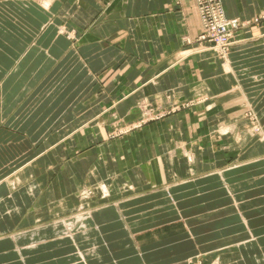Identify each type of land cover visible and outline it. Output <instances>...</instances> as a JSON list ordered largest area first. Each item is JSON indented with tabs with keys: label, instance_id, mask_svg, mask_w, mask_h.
Instances as JSON below:
<instances>
[{
	"label": "crops",
	"instance_id": "0c3cea01",
	"mask_svg": "<svg viewBox=\"0 0 264 264\" xmlns=\"http://www.w3.org/2000/svg\"><path fill=\"white\" fill-rule=\"evenodd\" d=\"M222 3L225 59L195 0H0V264H264V0Z\"/></svg>",
	"mask_w": 264,
	"mask_h": 264
},
{
	"label": "built area",
	"instance_id": "2783aa9c",
	"mask_svg": "<svg viewBox=\"0 0 264 264\" xmlns=\"http://www.w3.org/2000/svg\"><path fill=\"white\" fill-rule=\"evenodd\" d=\"M195 3L202 23L197 42L202 49H212L220 58L225 59L235 43V32L246 24L236 17H227L222 0H195ZM259 20L264 21V13L254 21ZM249 116L255 122L251 113ZM256 130H259L258 126Z\"/></svg>",
	"mask_w": 264,
	"mask_h": 264
},
{
	"label": "rangeland",
	"instance_id": "374dc122",
	"mask_svg": "<svg viewBox=\"0 0 264 264\" xmlns=\"http://www.w3.org/2000/svg\"><path fill=\"white\" fill-rule=\"evenodd\" d=\"M157 118H159L158 116L157 117H153L152 119H157ZM148 121V118H146V119H142L141 121H140V123H139V125L140 124H142V123H144V122H147ZM138 125V126H139ZM259 130L261 131V129L259 128ZM84 195V197H86L87 195H89V197L90 196H92V194H93V190L92 189H84V191L82 192ZM89 205V203H84V208L82 209L83 210V212H86L87 210H89L90 209V206H88ZM61 219H54V220H52L51 222H58V221H60ZM65 234V235H68L69 233H67V232H62V234Z\"/></svg>",
	"mask_w": 264,
	"mask_h": 264
}]
</instances>
